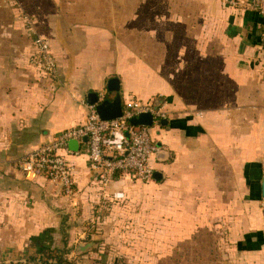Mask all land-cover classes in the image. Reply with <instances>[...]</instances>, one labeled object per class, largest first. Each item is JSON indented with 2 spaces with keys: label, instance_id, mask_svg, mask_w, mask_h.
Segmentation results:
<instances>
[{
  "label": "crops",
  "instance_id": "1",
  "mask_svg": "<svg viewBox=\"0 0 264 264\" xmlns=\"http://www.w3.org/2000/svg\"><path fill=\"white\" fill-rule=\"evenodd\" d=\"M2 1L0 259L111 218L114 232L128 222L146 248L176 249L177 264H264V17L223 0H144L124 16L87 11L73 21ZM36 35L50 45L55 78L30 62ZM113 78L123 104L163 100L167 123L152 130L161 179L125 174L99 187L88 142L70 157L75 196L26 178L17 162L83 124L91 94L115 98Z\"/></svg>",
  "mask_w": 264,
  "mask_h": 264
},
{
  "label": "built area",
  "instance_id": "2",
  "mask_svg": "<svg viewBox=\"0 0 264 264\" xmlns=\"http://www.w3.org/2000/svg\"><path fill=\"white\" fill-rule=\"evenodd\" d=\"M223 4L225 8L256 12L264 17V0H224ZM33 43L35 54L30 58L31 64L46 76L55 78L58 68L48 41L36 35ZM88 111L83 124L64 130L56 138L27 153L17 162V168L26 178L43 177L58 185L64 195L73 197L77 190L75 165L70 161L74 153L69 144L72 141L81 143L87 138V163L97 173L95 184L99 187L108 189L125 174L138 182H151L155 173L152 161L162 152L152 130L165 118L162 107L156 109L152 101L131 98L123 104L122 116L117 119L103 120L94 105H89ZM142 114L154 117L152 127L131 123ZM261 208L264 215V199Z\"/></svg>",
  "mask_w": 264,
  "mask_h": 264
},
{
  "label": "rangeland",
  "instance_id": "3",
  "mask_svg": "<svg viewBox=\"0 0 264 264\" xmlns=\"http://www.w3.org/2000/svg\"><path fill=\"white\" fill-rule=\"evenodd\" d=\"M141 1L144 0H3L1 4L13 10L21 6L19 9L29 14L28 9L22 6V2H25L26 8L27 5L29 8L35 7V11L42 15L43 19L57 13L55 15L68 14L70 19L77 21L83 18V13L87 11L95 17L110 14L112 11L118 16H124L128 14L130 7L135 6L131 2L138 4ZM112 2L116 4L114 10ZM110 220L111 218L90 219L74 232L69 228L66 231L68 242L73 245L64 246L63 237L60 241L49 240L45 243V252H40V248L29 244L27 249L18 251L16 255L0 259V264H58L48 256L49 253L51 256L57 255L56 251H65L63 259L70 264H177L182 261L178 259L176 249L146 248L147 242L134 238L138 237V234L128 232V222L118 226L114 232ZM80 233H83L82 239ZM71 237L77 239V243H70L74 240ZM4 251L0 250V254Z\"/></svg>",
  "mask_w": 264,
  "mask_h": 264
},
{
  "label": "water",
  "instance_id": "4",
  "mask_svg": "<svg viewBox=\"0 0 264 264\" xmlns=\"http://www.w3.org/2000/svg\"><path fill=\"white\" fill-rule=\"evenodd\" d=\"M118 79H111L108 83V91L109 93H115L116 96L113 99L100 100L97 94H91L89 96V104L96 106V111L99 116L103 120H113L122 116L123 111V103L121 96L119 94L120 86ZM160 106V105H159ZM156 105V109L159 107ZM154 122V117L151 114H142L138 118L131 120V123L135 126H147L152 127ZM162 124H166V120L161 122ZM83 143H87L88 139L85 138L82 140ZM69 148L72 152H77L80 148V144L77 141H72L69 144ZM161 153L157 158L160 159ZM162 177V174L159 172H155L153 175V179L155 181H159ZM262 194L264 197V182L262 186Z\"/></svg>",
  "mask_w": 264,
  "mask_h": 264
},
{
  "label": "trees",
  "instance_id": "5",
  "mask_svg": "<svg viewBox=\"0 0 264 264\" xmlns=\"http://www.w3.org/2000/svg\"><path fill=\"white\" fill-rule=\"evenodd\" d=\"M232 9H234V8H232ZM236 10L245 11V10H240V9H236ZM162 101H163L162 99H158L157 98V99L154 100V104L159 106ZM62 234H63V238H64L63 239V243H64V246H66L67 245V239H66L67 236H66V228L65 227L62 228ZM45 250H46L45 247H40V252H45ZM64 252L65 251H56L57 255L51 256V254L49 253L48 256H49L50 259H55L58 264H70L66 260L63 259Z\"/></svg>",
  "mask_w": 264,
  "mask_h": 264
}]
</instances>
